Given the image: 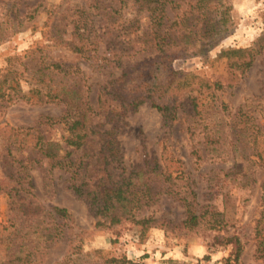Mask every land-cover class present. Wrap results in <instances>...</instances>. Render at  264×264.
I'll return each mask as SVG.
<instances>
[{"label":"rangeland","instance_id":"1","mask_svg":"<svg viewBox=\"0 0 264 264\" xmlns=\"http://www.w3.org/2000/svg\"><path fill=\"white\" fill-rule=\"evenodd\" d=\"M227 1L232 22L224 33L214 41L197 43L198 53L177 57L172 66L210 82L218 74L231 78L225 59H217L222 49L256 45L262 46V53L234 85L187 94L193 98L186 95L171 128L163 125L160 112L148 100L136 110L125 111L118 124V139L126 170L112 164L107 168L118 178L137 164L149 162L156 167L158 175L149 173L146 181L151 204L137 216L159 221L148 226L123 220L107 227L97 226L98 218L89 205L74 194L71 172L51 169L48 159L32 147L20 148L19 133L36 125L42 115L58 116L65 109L59 103H38V94L57 93L63 82L74 87L77 81L75 88L96 107L109 79L124 67L152 59L155 52L144 48L147 37L143 32L150 24L147 15L130 5L122 6L120 0H0V32H7L0 41V264H105L110 257H126L139 264H227L232 246L218 240L233 234L240 236L243 252L238 263L230 264H264L255 254L264 168L256 162L250 140L232 127L241 105L250 103L244 109H251L248 114L260 127L264 156V0ZM35 7V18L24 25L12 24L18 15ZM174 12L168 5V22ZM82 15L88 22V56L67 47L48 46L43 37L46 21L59 27L66 40L80 44L73 35V18ZM40 47L49 53L48 60L70 66V75L52 72L50 62L40 57ZM40 78L48 81L43 83ZM150 78L147 74L146 79ZM20 94H27L30 100L19 98ZM110 103L119 107L115 102L107 105ZM41 128L46 138L66 146L63 126ZM8 139H12L10 144ZM96 141L86 145L84 158L88 163L85 178L91 188L107 181ZM61 154L67 153L61 150ZM82 154L79 150L71 156L77 159ZM13 155L29 163L30 191L13 188L12 174L17 168ZM182 196H195L205 220L222 213L224 226L178 229L176 224L186 216ZM56 206L67 208L73 219L60 218ZM163 220L171 221L170 225Z\"/></svg>","mask_w":264,"mask_h":264},{"label":"trees","instance_id":"2","mask_svg":"<svg viewBox=\"0 0 264 264\" xmlns=\"http://www.w3.org/2000/svg\"><path fill=\"white\" fill-rule=\"evenodd\" d=\"M120 3L122 6L130 5L136 9L137 13L147 15L150 24L143 32L147 37L144 48L154 51V57L141 61L134 67H124L119 75L109 79L100 93L99 105L96 107L87 96L81 94L80 88H75L77 81L74 87L73 83L63 82L61 88L57 89V93L49 90L44 95L38 94L36 100L38 103H59L63 104L65 109L58 116L42 115L36 125L25 128L19 133L21 137L18 143L20 148L26 146L36 149L43 158L48 159L51 169L60 168L71 172L70 187L77 197L85 200L89 205L93 215L98 218L97 226L112 227L123 220L150 226L159 220L152 216L138 218L137 213L144 206L151 204L150 186L146 181L149 173L158 175L156 167H151L149 162L147 165L137 164L128 174L118 178H114L112 171L107 168L112 164L115 168L126 170L118 139V124L123 121L125 111L127 109L136 110L148 100L160 112L163 125L171 128L178 120L179 109L185 102L187 94L193 91L200 92L205 87L223 89L226 85H234V81L241 74L252 68L257 56L262 53V46L222 49L217 54V59H225L231 78L226 79L223 74H218L209 82L205 77L174 68L172 63L177 57L198 53L200 49L197 43L214 41L224 33L232 22L230 5L227 0H120ZM168 5L175 11L171 22H168L167 17ZM37 9L35 7L23 16L18 15L17 20L14 18L12 24L24 25L27 19L35 18ZM73 22V35L81 41L80 44L66 40L61 29L54 23L49 24L48 21L45 23L47 28L43 30V37L48 41V46L67 47L88 56L85 46L88 41L86 38L88 22L83 15L77 19L73 18ZM6 35L7 32H0V41L4 40ZM39 49L42 52L40 57L48 60L49 53L42 47ZM48 61L50 62L48 67L52 72H61L64 77L70 75V66ZM147 74H150L152 78L146 79ZM38 80L43 83L48 81L46 78ZM69 81H73V78L70 77ZM103 96L105 99H102ZM19 98L30 100L27 94H20ZM187 98L193 97L187 95ZM109 102H115L119 107L111 106V103L107 105ZM250 105V103L241 105L239 112L234 115L232 127L236 128L240 135L245 136L246 140H250L251 147L256 150L258 157L256 162L264 168V156L259 143L260 127L255 123L254 117L248 114L251 109H244ZM41 125L63 126L67 131L63 142L73 149L68 150L59 140L46 138ZM30 138L32 142L28 143ZM95 138L99 144L100 160L104 164L103 169L107 174V181L102 187L91 188L85 178L88 163L84 161V158L87 153L86 145ZM11 142L12 139H8V143ZM61 150L67 154H61ZM79 150L83 151L79 158L75 159L71 156ZM12 158L17 164L16 171L12 174L15 181L13 188L17 191L21 189L30 191L33 182L29 176V163L18 159L15 155ZM261 185L263 210L258 221L255 254L258 258L264 259V176ZM180 200L185 208L186 216L176 224L178 229L190 231L204 224L210 229H219L224 226V218L220 212L211 214L209 220H205L204 214L197 210L195 196L193 199L182 196ZM54 209L64 221L73 219L67 208L56 206ZM163 221L166 225L171 223L169 220ZM260 225H262L261 228ZM218 241L232 246L227 264L232 261L238 263L243 252L240 236L233 234L220 238ZM209 257L208 255L207 258ZM104 263L139 264L126 257H110Z\"/></svg>","mask_w":264,"mask_h":264}]
</instances>
